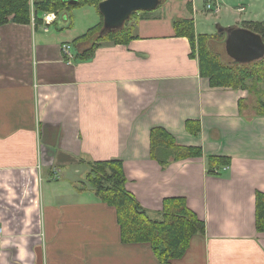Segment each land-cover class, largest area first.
Returning a JSON list of instances; mask_svg holds the SVG:
<instances>
[{
    "label": "crops",
    "instance_id": "crops-1",
    "mask_svg": "<svg viewBox=\"0 0 264 264\" xmlns=\"http://www.w3.org/2000/svg\"><path fill=\"white\" fill-rule=\"evenodd\" d=\"M172 1L158 19L128 20L127 43L100 41L89 58L77 53L93 40L78 38L103 22L100 11L97 24L77 33L74 20L53 14L0 25V264H164L150 244L123 242L116 208L84 186L90 163L109 158L122 160L127 189L152 217L161 219L164 200L176 196L203 219L204 233L171 264H264L255 217L264 192V115L256 108L264 87L253 96L212 86L174 26L190 18L195 26L202 10L219 25L245 27L264 21V0L162 4ZM209 27L195 32H217ZM188 120L199 122L197 134ZM155 127L203 156L160 163L150 144ZM212 155L230 164L210 172Z\"/></svg>",
    "mask_w": 264,
    "mask_h": 264
},
{
    "label": "trees",
    "instance_id": "trees-1",
    "mask_svg": "<svg viewBox=\"0 0 264 264\" xmlns=\"http://www.w3.org/2000/svg\"><path fill=\"white\" fill-rule=\"evenodd\" d=\"M103 0H76L71 3L68 0H60L62 5L80 7L86 4L97 5ZM30 0H0V25L7 22L29 23L35 13L39 18L41 11H51L58 2L55 0H38L33 3L35 8L33 15ZM131 20V19H130ZM128 22V21H127ZM118 30L100 35L103 22L94 26L80 36L79 40H93L89 50L78 52L77 56L89 58L93 49L100 41H113L127 43L132 37L128 26ZM177 35L186 36L192 48L199 57L201 74L208 77L212 86L230 88H248V81H251L252 88L258 83H264V57L247 63H239L233 60L232 63L222 62L219 55L211 51L209 41L212 37L220 36L218 32L213 35L196 34L194 20L180 19L175 21ZM249 28L264 39V21L251 22L246 24ZM101 28V29H100ZM99 31V38L96 33ZM250 88V87H249ZM261 92V91H260ZM259 91L257 94L260 93ZM257 111L264 115V100L258 97ZM198 121L188 120L186 129L197 134L200 131ZM151 151L154 158L164 164L170 157L174 160L190 157L203 156L201 147L186 146L179 144L176 138L162 127H155L151 130ZM210 172L219 166H227L231 159L225 156L209 157ZM87 171L89 185L96 192L102 201L114 206L117 211L118 222L121 230V238L126 243H148L164 264H171L172 260L182 257L190 246L192 238L197 234L204 233L205 223L203 219L191 210L184 197H169L164 200V207L161 210L162 218L152 217L140 204L136 196L127 189V177L122 160H96L92 161ZM256 226L257 230L264 232V192L256 193Z\"/></svg>",
    "mask_w": 264,
    "mask_h": 264
},
{
    "label": "water",
    "instance_id": "water-1",
    "mask_svg": "<svg viewBox=\"0 0 264 264\" xmlns=\"http://www.w3.org/2000/svg\"><path fill=\"white\" fill-rule=\"evenodd\" d=\"M75 3L76 0H68ZM160 0H103L98 8L103 16L100 35L123 27L131 14L140 10H155ZM217 25V32L225 35V51L239 63H249L264 57V39L259 33L242 26Z\"/></svg>",
    "mask_w": 264,
    "mask_h": 264
},
{
    "label": "rangeland",
    "instance_id": "rangeland-1",
    "mask_svg": "<svg viewBox=\"0 0 264 264\" xmlns=\"http://www.w3.org/2000/svg\"><path fill=\"white\" fill-rule=\"evenodd\" d=\"M30 1H31L30 7H31L32 15H33V12L35 10L33 3L35 1H38V0H30ZM55 1H57L58 3L55 6H53V10L41 11V13L39 15L40 16L42 14L43 15L44 14H51V15L53 14L56 16L59 15V18L61 21H64V18H66L69 21V23H72L71 21L74 20V22L76 24L75 28L72 30V31H75L74 33L82 31L83 29H85L86 26H89V25L94 26L100 20L99 8L97 7V5L86 4V5H83L80 7H71L70 8L68 5H65V4L62 5L60 0H55ZM160 1L162 4V0H160ZM174 6H175V3L172 1V4H165L164 3L160 7L156 8L155 10L153 9L152 11L140 10V11H137V12H134L133 14H131L130 19L136 18L142 14H147V15L151 16L153 19H158L159 15L168 14V12H170L171 10L174 9ZM208 8H211L215 11L218 10L217 5L214 6L213 8L212 7H208ZM200 9H203V6H200ZM137 14H139V15H137ZM210 17L211 16H209V14H207L201 10L200 15L198 17H196L197 24L195 26H197L198 31H200V32L210 31L209 25H211V28H215V30H216V27H217L216 24L218 22L215 21L214 19H211ZM130 19H128V20H130ZM209 20H211V21L209 22ZM37 21H39V19H37ZM128 23H129V21L127 22L126 26L129 25ZM99 31L100 30L98 29V31L95 35L96 38H99ZM74 33H72V34H74ZM224 36L225 35L221 34L220 36L212 37V40L209 41V45L211 47L210 50L216 52L219 55L220 60L222 62L232 63L233 59L224 50L225 49V37ZM247 84L250 88L248 87L244 90H247V91H249V93L251 92L252 94L255 93V94H253V96L254 95L258 96L257 92L263 90V87H264L263 83H261V84L258 83L255 88H252L253 83L251 81H248ZM262 84H263V86H262ZM89 170H90V168H89ZM89 184L90 183H89V177H88L86 180V184L84 186H87L88 188H92V186Z\"/></svg>",
    "mask_w": 264,
    "mask_h": 264
},
{
    "label": "built area",
    "instance_id": "built-area-1",
    "mask_svg": "<svg viewBox=\"0 0 264 264\" xmlns=\"http://www.w3.org/2000/svg\"><path fill=\"white\" fill-rule=\"evenodd\" d=\"M211 6H212L211 4H208V7H211ZM71 49H72V46L70 44H64L63 45V51H64V54L67 57L68 61H71L73 58H75V55L71 51ZM2 235H3V228H2V226H0V239H1Z\"/></svg>",
    "mask_w": 264,
    "mask_h": 264
}]
</instances>
